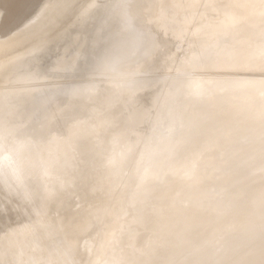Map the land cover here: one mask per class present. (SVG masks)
<instances>
[{
    "label": "rangeland",
    "instance_id": "obj_1",
    "mask_svg": "<svg viewBox=\"0 0 264 264\" xmlns=\"http://www.w3.org/2000/svg\"><path fill=\"white\" fill-rule=\"evenodd\" d=\"M12 1L5 0L6 3H3L0 0V17L2 18H0V88L4 86L1 79L10 68L29 64L36 73L35 78L38 79L28 80L30 82L25 80L26 82H21V86L38 89L41 84H46L48 86L46 94L48 92L50 94H45L49 101L46 97L33 99L40 101L38 102L40 106L36 107L38 109L34 112L31 111L30 100L19 102L17 96L6 99V96L4 98L0 96V128L8 126L14 129L15 137L10 145V150H13L15 157L14 163L6 165L3 157H0V168L7 169L6 172H2L3 174L0 173V264H54L52 262L54 258L60 260L57 264H76L83 259L85 255L83 251L77 254L73 251L77 239L83 242L87 240V236L81 233L90 223L80 218L81 212L88 211L91 206H96L99 202H102L101 205L105 204L103 205L105 207L110 206L109 200L98 202L96 197L91 195L70 197L47 214L48 218L43 221L46 226H39L37 229L34 227L32 234L10 238H5V235L9 228H18L24 223L31 224L34 218L36 220L39 209H43L46 205L45 197L54 186L53 183L65 177L75 184L83 181L82 171L85 166L76 163L74 167V163L84 157L82 150H79V135L84 133H75L77 126L99 120L105 123L100 126L112 127L109 130L106 129L112 140L120 141V138L124 137L120 133L126 130L127 123H122L119 116L108 119L109 111L115 113L122 110L121 107H125L135 113L138 112L139 115V111L145 108L148 110L147 116L151 117L146 125L141 126L145 134L143 133L139 144L140 153L135 158L131 169L119 175L121 172H115L117 164H114L112 167L114 174L111 175L112 171L106 177L103 176V185L110 183V190L118 188L120 183L128 187L122 196L111 229L104 236L107 240L103 246L99 264H116L111 260V250L115 244L121 247L124 238L129 239L124 243L125 245H136L135 242L142 238L141 229L139 233L135 230L126 233L127 235L119 240L118 234L123 221L131 222L140 214L139 207L142 203L147 206L154 203L152 201L156 197L154 196L153 199L152 193L147 194V191L144 192L145 189L149 186L152 191L154 187L162 186L174 171L172 165L174 159L179 156H175L173 150L177 146L179 148L182 143L186 126L181 128L180 125L187 121L188 116L187 107L180 104L181 102L178 101L180 99L175 101L174 97L184 89L188 81L200 83L206 77H219L249 84L245 94L234 98L225 119L213 124V129L217 130L225 126L217 137L216 152L209 154L200 162L195 161L196 167H205L211 164V161H221V153L225 152L229 146L262 144L264 123L260 119V112L262 110L261 94L264 93V58H259L261 38H256L252 31L243 28L230 37L227 33L219 47H216L217 45L209 49L204 47V44L206 45L212 38L213 28L219 16L215 8L204 7L206 0H37L38 2L36 0L31 2L18 0L17 2L16 0L15 4H11ZM42 1H46L48 5H43ZM259 1L264 4V0ZM11 5H14L13 9ZM32 5H34L33 8ZM37 12L42 15L38 17ZM27 15L36 19L32 20ZM40 18L42 21L39 20ZM12 20L15 23L10 24ZM2 21L4 23L9 21V27L2 24ZM26 23L29 27L25 26ZM38 28L41 29L40 32ZM31 34L34 36H30ZM8 35L10 37L7 39ZM29 36L32 38L30 39ZM15 39L20 41L15 42ZM54 41H58L56 45ZM114 44L116 45L113 46ZM226 50L229 53L228 56L235 54V59H224V62H227L226 67L221 63L215 64L217 68L213 67L212 63L219 62L218 60ZM57 62L60 63L59 67L54 66ZM206 62L211 67L206 68ZM132 71L142 73L140 77L142 85L128 91L121 85ZM70 73L73 74L70 76ZM31 83L32 85L35 83V86L32 87ZM123 98H126L125 103ZM170 98L173 99L170 101ZM142 116L143 112L139 117ZM254 117L258 118L255 124L252 121ZM17 122H22L24 125L18 126L20 128L18 129L15 126ZM172 122H175L176 132L169 140L165 138L164 129ZM228 125L230 129H227ZM211 128L191 126L193 136L188 138L187 146L198 144V140L203 142L202 144L210 140L215 134ZM92 130L94 129L88 132L92 133ZM133 134L134 132H131L128 137ZM106 146L112 152L111 161L120 159L121 151L109 147L108 144ZM65 147L68 148L67 152L64 151ZM103 151L106 152L104 148ZM123 151L125 148L122 149ZM185 153V157L193 161L198 155L196 152ZM124 154L126 159H123L126 161L130 152ZM228 154L231 155V153ZM220 166L225 169L232 167L229 163L220 164ZM57 168L64 170L63 176L57 177L51 174ZM152 169L154 172L150 175ZM262 169H264V162H258L248 173L239 172L232 180L236 181L235 183H222L219 179L222 170L218 169L213 174L214 177L202 182V186L213 195L220 187H225L232 196L240 191L239 184L252 183L254 178L264 174ZM65 171L68 173L66 174ZM70 172L73 179L72 175L70 178L67 176L71 174ZM54 176L57 177L56 181ZM115 178L123 179V181L115 183ZM114 192L110 198H113ZM79 198H81L80 201ZM246 212V207L236 213L234 208L225 210L224 213L228 216L225 225L228 228L236 226L230 232V237H235L242 232L241 225L238 223L248 220ZM68 215L73 216L72 224L51 227L58 223L56 221L60 220L61 216ZM100 224L101 222H96L92 225ZM71 225H78L81 232L75 238L68 240L65 236ZM124 226L128 230L131 228ZM215 226L213 222L205 224L202 237L206 239L217 237L218 234L214 232ZM47 228V232L44 233ZM190 237L188 232H183L176 245L184 243ZM201 243L188 247L185 251L172 252L169 249L170 245L165 246L169 249L168 258H164L165 263L196 264L197 261L192 259V256L195 257L198 250L202 249L205 243ZM187 253L191 256L186 258ZM129 256L131 254L126 253L124 259ZM144 260L145 263L150 260L147 264L161 263V259L157 256H144Z\"/></svg>",
    "mask_w": 264,
    "mask_h": 264
},
{
    "label": "bare ground",
    "instance_id": "obj_2",
    "mask_svg": "<svg viewBox=\"0 0 264 264\" xmlns=\"http://www.w3.org/2000/svg\"><path fill=\"white\" fill-rule=\"evenodd\" d=\"M14 1L16 2V0ZM1 2L4 3L5 0L4 1L1 0ZM15 2L13 3L12 1L11 4H15ZM36 2L38 1L36 0ZM45 2H43V5L45 4L47 6L48 4H46L47 2L46 3ZM8 3L10 4V2ZM19 3H17L18 7H20ZM21 4L25 5L23 3ZM11 6L13 9L14 5ZM33 6L34 5H32V8ZM46 6H45V10H46ZM204 7L210 9L215 8L217 13H219L218 19L216 21V26H214L213 28L212 38L206 45L204 44V47H207V49L212 48L213 45H217L216 47H219L221 44L220 43L221 40L224 39L223 37L227 33H228L227 35H229L230 37V35H232L234 32H240L241 31L240 29L243 28L252 31L256 38H261V30H262L261 12L262 10H264V4H261L259 0H220L219 2L215 0L214 1L206 0ZM15 10H17L16 6H15ZM21 11H26V10H21ZM4 12L6 13V11ZM25 13L27 14V12ZM26 14H24V16ZM40 14L38 17L42 15ZM27 16L26 18L29 17ZM34 18L35 17H31L30 19L33 20ZM233 19H235L238 22L233 24L232 23ZM39 20H41V18ZM97 20L99 21L100 19ZM8 22L9 21H7L6 23L5 21L4 23L2 21V24L8 25ZM12 22L15 23V21L12 20L10 24ZM26 25H28L27 27H29L28 23H26L25 26ZM32 30L34 31V29ZM40 31L41 29L39 30V32ZM34 32H32V34ZM32 34L30 36H32ZM9 37L10 36L8 35L7 39ZM57 40L59 41V39ZM16 41H20V40L15 39V42ZM57 42L54 41V44ZM12 44L14 45L13 42ZM9 45H11V43ZM36 45H38V43ZM115 45L116 44H114L113 46ZM0 50H1V46H0ZM228 55L229 53L226 50L225 52H223V55H221V59L218 60L219 62L214 61L212 63V66L216 67L215 64L221 63V65L223 64V66L226 67L227 62H224V59L226 60L227 58L235 59V54H230V56ZM259 58L262 59L261 54ZM205 64H206L205 65L206 68L211 67V65L208 62H206ZM54 66L59 67L60 63L57 62ZM72 74L70 73V76ZM35 76L36 73L29 64L27 66L10 68L7 71L6 75L3 76L1 79L2 84L4 86L0 88V96H2L3 98L4 96H6L5 99L11 96L12 97L17 96L19 102H23V101L28 102L30 100L31 111L33 112L34 110L36 111L38 109L36 107L40 106V104H38V102L40 103L38 99H42L46 97L47 98L46 100L49 101L48 97L46 96L49 93L48 92L46 94V90L48 89L47 88L48 86H46V84H41L39 87V85L37 84V86L39 87L38 89L37 87L36 88L33 87L35 86V83H33L34 85H32V83L30 84L32 85L33 88H30L29 87L30 85H28L29 88L23 87L24 85L21 86V82L25 80L27 81L37 80L38 78H35ZM200 83L202 84L203 88L206 91V96L199 102H193L190 98H188L184 94V89L181 90V92H179L174 97L175 101L180 99L178 101L181 102L180 104H183L184 107H187V113H188V116L186 118L187 121L183 122L184 127L186 126V131H184V135L182 136L183 137L182 143L175 155L179 157L174 159V163L172 165L174 171L169 177H167L168 180L162 186L156 188L154 187L152 191L149 186L145 189L144 192L147 191V194L151 192L152 198L154 199L155 196L157 200L154 199L152 201L154 203L151 204L150 206H147L142 203L139 207L141 211L140 214H138L134 219H132L131 222L123 221V225L119 230L118 240L123 239L125 235H127L129 232L133 230L139 233L138 231L140 229L142 230L140 231V233H142V238H140L139 241L135 242L137 243L136 245H131V244L125 245L124 243L127 240H129L128 238H124V243L121 247H118L115 244L114 247H112L110 257L112 262H116V264H129V263L147 264V262L150 260H147V262L145 263L144 256L147 257L157 256L161 259L160 264H166L164 258H168L169 249L172 252L177 250L185 251L188 247L194 246L198 243L200 244L201 242H202L201 244L205 243L202 246V249L198 250V253L195 257L192 256L193 257L192 259H195L197 261L196 264H212L214 261H216L215 264L216 263L264 264V239H263L264 235H262L264 234V174L254 178L252 180L253 181L252 183L247 182V183L239 184L240 191L232 196L229 195V193L227 192V188L225 187H220L217 190L216 194L213 195L210 194L209 190L204 189L202 186V182L208 178L210 179L211 177H214L215 175L213 174L218 169L222 170V173L219 175V179L222 181V183L223 182L235 183L236 181H232V180L237 177L239 172L246 174L251 170V167L256 166L258 162L261 163L264 162V146H262V144L259 145L253 144V146L246 145L242 147H238L235 145L229 146L225 152L221 153L222 156L221 161H211V164H208L205 167L195 166L194 172L190 170L193 160L188 159V157H185L186 154L185 152H196L198 155L194 161L200 162L202 159L204 160L205 158H207L209 154L216 152L217 137L225 126L217 130V129H213V124L216 123L217 121H221L225 119L228 110H230L232 107L231 103L234 100V98L245 94L249 89V84L237 83L219 77L218 78L206 77ZM140 85H142L141 81H140ZM36 92L38 94H35ZM34 98L35 99L38 98V99L34 101L33 100ZM171 99L173 98H170L169 100L171 101ZM125 100L126 98H123L124 103ZM4 106L5 105H3V107ZM121 109L122 110H119L118 112L115 113L109 111V113L107 114L109 115L108 119H113L115 116H119V119L122 123L124 124L127 123L126 130L120 133L123 134L121 136H124L120 138V141L112 140L113 138H110L108 136L109 134L108 131L106 130L107 128L108 130L111 129L112 127L110 125L100 126V124H105V123L99 120L97 122L96 120H92L83 126H77L75 128L74 130L75 133L77 134L84 133L79 135L80 138L79 150H82V154L84 157L81 159L79 158V160H77L74 163V167L76 163L80 166L82 165L85 166V168L82 171L83 181H80L78 184H75L73 182H70L69 179L65 177V179L61 178L62 181L58 180L57 182L53 183L54 186L51 187V189L47 193V197H45V199H47L45 201L46 205L43 206V209H39L40 211L34 209L38 211L37 214L38 216L36 220L34 218L31 224L26 225L24 223L23 226H20L18 228L17 227L9 228V230L6 232L5 238L20 236L22 234H32L34 227L35 229H37L39 226H46L43 221L48 218L47 214H50L53 210H55L59 206V204L65 199H68L70 197L73 198V196L77 198L78 196H85V195L95 196L98 202L103 200L105 201L109 200L110 206L105 207L103 206L105 204L101 205L102 202H99L98 204H96V206L95 205L91 206L88 211L81 212L80 218H82L83 220L86 219V221L88 220V223H90L87 229H83L84 231H82L81 233L83 236H87V240L86 242H83L82 240L77 239L76 244L73 246L74 248L73 251L76 252V254L80 251H83V253H85L83 259L76 264H99L100 257L103 252V246L107 240V238L105 239L104 236L106 232H109L111 229V225L114 218L117 215V210L120 205L122 196L128 187V185H124V183H120L118 188L114 190L111 188V190L115 192L113 198H110L111 194H113V191L111 192L110 190V183L107 182L106 185H103V181H102L103 176L106 177L112 171L113 172L111 173V175L114 174V168L112 169L114 164H117L115 168V172L116 173L121 172L119 175H121L122 172H125V170L128 171L129 169H131V166L135 163L134 162L135 158L138 157L140 153L139 144L142 141V136L144 133V131H142L141 126L142 124L146 125L151 117V116H147L148 110H145V108H143V111L142 110L139 111V115L138 112L135 113L134 111H130L125 107L123 108L121 107ZM141 112H143V116L139 117ZM252 119L254 124L257 123L258 118L254 117ZM21 124L22 122H17L15 123V126L22 127L24 124L22 125ZM196 125L203 128L212 127L211 129L215 134L210 140H208L204 144H202L203 142L198 140L197 142L198 144L187 146L186 143L189 141L188 138L193 136V134H191V126H196ZM19 127L18 129H20ZM92 128L94 130L91 131L92 133H89L88 130ZM227 129H230L229 125ZM105 132L107 133L105 134ZM131 132H134V134L128 137V135ZM85 133H89V134H85ZM14 138L15 137L12 135L11 137H9L7 143H5L4 139L0 137V157H4L9 153L13 154V150H10L11 149L10 145H11V141L14 140ZM60 144L64 145L62 142H60ZM106 144H108L109 147L111 146L114 149H118V151H121L120 159L117 158V160L111 161L112 152L111 150L108 149ZM103 148L106 150V152L103 151ZM123 148H125V151L122 152ZM64 151L67 152L68 148L65 147ZM125 152L127 153L130 152V156H128L129 158L126 161H125L126 155L124 154ZM228 153H231V155ZM227 163L232 165L230 169L229 168L225 169L224 167L220 166V164H227ZM6 170L7 169L0 168V173L3 174L4 172H6ZM63 172L64 170L62 168H57L51 174H55L57 177H60L63 176ZM153 172H154L153 169L150 170V175H152ZM67 173L68 172H66V174ZM71 175L72 173L68 174L67 175L68 178H70ZM57 177L54 176V181L57 180ZM72 179H73V175H72ZM121 180L123 181V179ZM121 180L115 178L116 181L115 183L121 182ZM16 184H19V182H16ZM80 200L81 198H79V201ZM243 207L247 208L246 213L248 220L240 221L238 224L241 225L242 232L239 235H236L235 237H230L231 236L230 232L236 226H232L228 228V226L225 225L228 216H226L224 212L228 208H234V213H236L238 211H241ZM141 208H143V210H141ZM56 222L58 223L52 225L51 227L68 226L69 224L73 223V216L70 215L64 217L61 216L60 220H57ZM96 222H101V224L92 225ZM208 222L215 223L216 226L214 227V232L218 234L217 237H213L209 239L202 237V234L205 230L204 228L205 224H207ZM124 225L131 227L129 228L130 230L125 229ZM47 230L48 228L44 231V233L47 232ZM80 232H81L80 227L78 225H74L71 228H69V231L66 234L65 238L71 240L75 238V236L78 235ZM183 232H188L191 237L188 240H186L184 243H181L180 245L178 243L176 245V242L180 238L181 234H183ZM168 245H170L169 249L167 248ZM125 250L126 252H124ZM126 253L131 254V256L124 259V256L126 257ZM187 254L188 255H186V258L188 256H191V254L189 253ZM198 257L199 259H197ZM33 259L35 260L34 256ZM59 261L60 260H57V258H54L52 260L54 264H57ZM151 262L153 263V261Z\"/></svg>",
    "mask_w": 264,
    "mask_h": 264
},
{
    "label": "snow or ice",
    "instance_id": "obj_3",
    "mask_svg": "<svg viewBox=\"0 0 264 264\" xmlns=\"http://www.w3.org/2000/svg\"><path fill=\"white\" fill-rule=\"evenodd\" d=\"M261 18H262V30H261V43H260V52L262 58H264V10L261 12ZM235 19L232 20V23H237ZM142 76V73L139 72H132L128 75V78L123 82L121 87L127 89L128 91H132L140 86V77ZM184 94L190 98L193 102H199L206 96V91L203 88L202 84L196 81H188L184 85ZM261 104H262V110L260 112V119L262 123H264V93L261 94ZM181 128L184 127L183 124L180 125ZM164 132L166 134L167 139L171 140L172 136L176 132V126L175 122L170 123L165 129ZM14 134V130L8 128L7 126L0 128V137H2L7 143L9 137H11ZM262 146H264V136L261 138ZM178 151V146L174 148L173 154H176ZM3 161L6 165H11L14 163V157L12 153H9L8 155L3 157ZM195 161H193L191 165V171H195ZM264 171V169H262Z\"/></svg>",
    "mask_w": 264,
    "mask_h": 264
}]
</instances>
